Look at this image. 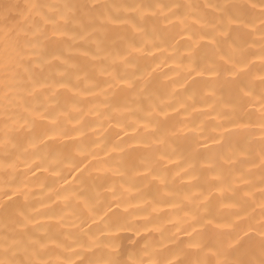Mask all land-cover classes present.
<instances>
[{
  "label": "bare ground",
  "instance_id": "6f19581e",
  "mask_svg": "<svg viewBox=\"0 0 264 264\" xmlns=\"http://www.w3.org/2000/svg\"><path fill=\"white\" fill-rule=\"evenodd\" d=\"M0 264H264V0H0Z\"/></svg>",
  "mask_w": 264,
  "mask_h": 264
}]
</instances>
